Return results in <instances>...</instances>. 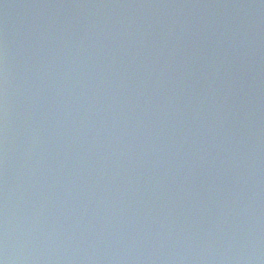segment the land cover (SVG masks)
I'll list each match as a JSON object with an SVG mask.
<instances>
[{
	"label": "water",
	"instance_id": "95a60500",
	"mask_svg": "<svg viewBox=\"0 0 264 264\" xmlns=\"http://www.w3.org/2000/svg\"><path fill=\"white\" fill-rule=\"evenodd\" d=\"M0 260L264 264V0H0Z\"/></svg>",
	"mask_w": 264,
	"mask_h": 264
},
{
	"label": "clouds",
	"instance_id": "9594fccd",
	"mask_svg": "<svg viewBox=\"0 0 264 264\" xmlns=\"http://www.w3.org/2000/svg\"><path fill=\"white\" fill-rule=\"evenodd\" d=\"M0 264H5V262L3 260H0Z\"/></svg>",
	"mask_w": 264,
	"mask_h": 264
}]
</instances>
